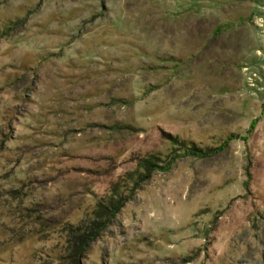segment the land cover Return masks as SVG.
I'll return each mask as SVG.
<instances>
[{
	"label": "rangeland",
	"instance_id": "obj_1",
	"mask_svg": "<svg viewBox=\"0 0 264 264\" xmlns=\"http://www.w3.org/2000/svg\"><path fill=\"white\" fill-rule=\"evenodd\" d=\"M119 194L81 264H264V0H0V264Z\"/></svg>",
	"mask_w": 264,
	"mask_h": 264
},
{
	"label": "trees",
	"instance_id": "obj_2",
	"mask_svg": "<svg viewBox=\"0 0 264 264\" xmlns=\"http://www.w3.org/2000/svg\"><path fill=\"white\" fill-rule=\"evenodd\" d=\"M174 148L177 152L172 154L167 164H144L147 172L158 167L162 170L168 169L171 163L179 156L193 155L206 156L209 148L205 150L193 143H186L184 140H178L177 137L172 138ZM148 163V159L146 161ZM148 174V173H147ZM146 176V175H145ZM137 185V183H135ZM135 186L130 188V194L134 191ZM130 194H119L107 199H101L97 203L96 208L92 211V217L77 224L68 225V237L66 240L65 252L61 255V264H81V260L85 255L90 243L98 238L101 231L111 223L115 214L125 204ZM116 197V199H114Z\"/></svg>",
	"mask_w": 264,
	"mask_h": 264
}]
</instances>
